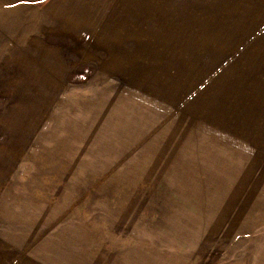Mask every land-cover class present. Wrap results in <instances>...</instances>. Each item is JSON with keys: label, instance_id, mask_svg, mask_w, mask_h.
<instances>
[{"label": "rangeland", "instance_id": "374dc122", "mask_svg": "<svg viewBox=\"0 0 264 264\" xmlns=\"http://www.w3.org/2000/svg\"><path fill=\"white\" fill-rule=\"evenodd\" d=\"M213 13L170 57L0 91V264H264V27Z\"/></svg>", "mask_w": 264, "mask_h": 264}, {"label": "crops", "instance_id": "0c3cea01", "mask_svg": "<svg viewBox=\"0 0 264 264\" xmlns=\"http://www.w3.org/2000/svg\"><path fill=\"white\" fill-rule=\"evenodd\" d=\"M227 10L233 27H264V0H0V91L34 89L36 76L39 85L47 74H119L170 57L157 53L174 51L177 30Z\"/></svg>", "mask_w": 264, "mask_h": 264}]
</instances>
